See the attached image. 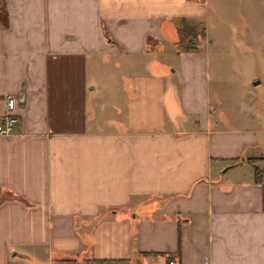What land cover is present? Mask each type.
I'll return each instance as SVG.
<instances>
[{
	"label": "crops",
	"instance_id": "crops-1",
	"mask_svg": "<svg viewBox=\"0 0 264 264\" xmlns=\"http://www.w3.org/2000/svg\"><path fill=\"white\" fill-rule=\"evenodd\" d=\"M255 1L0 0V264H264Z\"/></svg>",
	"mask_w": 264,
	"mask_h": 264
},
{
	"label": "built area",
	"instance_id": "built-area-1",
	"mask_svg": "<svg viewBox=\"0 0 264 264\" xmlns=\"http://www.w3.org/2000/svg\"><path fill=\"white\" fill-rule=\"evenodd\" d=\"M4 110L0 113V135H7L12 132L14 123L16 121V114L14 106L16 99L13 95L6 94L3 97ZM168 264H177L174 261H169Z\"/></svg>",
	"mask_w": 264,
	"mask_h": 264
},
{
	"label": "rangeland",
	"instance_id": "rangeland-1",
	"mask_svg": "<svg viewBox=\"0 0 264 264\" xmlns=\"http://www.w3.org/2000/svg\"><path fill=\"white\" fill-rule=\"evenodd\" d=\"M261 11L262 8L260 5L255 3L252 6L251 10L246 11L244 10V14H246V17H248L246 21L245 18H239L240 23L245 27V24H247L248 29H250V32L254 33L255 38L257 39L261 33L263 32V22H264V17L261 16ZM246 22V23H245ZM243 26H240V28H244ZM253 30V31H252ZM257 89H263L262 85L256 86Z\"/></svg>",
	"mask_w": 264,
	"mask_h": 264
},
{
	"label": "trees",
	"instance_id": "trees-1",
	"mask_svg": "<svg viewBox=\"0 0 264 264\" xmlns=\"http://www.w3.org/2000/svg\"><path fill=\"white\" fill-rule=\"evenodd\" d=\"M0 18L3 20V22L5 21V15L0 14Z\"/></svg>",
	"mask_w": 264,
	"mask_h": 264
}]
</instances>
